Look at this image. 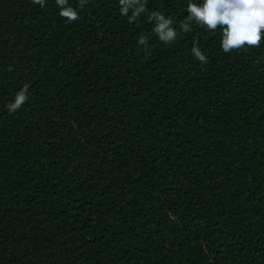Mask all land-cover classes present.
Returning <instances> with one entry per match:
<instances>
[{
  "label": "trees",
  "instance_id": "trees-1",
  "mask_svg": "<svg viewBox=\"0 0 264 264\" xmlns=\"http://www.w3.org/2000/svg\"><path fill=\"white\" fill-rule=\"evenodd\" d=\"M188 2L0 0V264H264V43L184 33Z\"/></svg>",
  "mask_w": 264,
  "mask_h": 264
},
{
  "label": "clouds",
  "instance_id": "clouds-1",
  "mask_svg": "<svg viewBox=\"0 0 264 264\" xmlns=\"http://www.w3.org/2000/svg\"><path fill=\"white\" fill-rule=\"evenodd\" d=\"M31 2L40 5L41 8L46 7V0ZM87 2L88 0H79V9L82 10ZM55 3L60 8L59 15L67 23L71 24L80 19L79 11L69 5V0H55ZM118 3L120 14L127 17L129 24L134 23L148 11V0H118ZM187 13L186 21L181 22L179 28L184 33L190 32L192 30L190 23L195 22L209 32L219 29L222 32L220 46L225 54L246 47H259L264 43V0H203L199 4L189 0ZM148 20L155 22L153 32L162 43L175 42L179 32L173 27V18L166 17L160 12H152L148 14ZM138 44L147 50L148 37L140 36ZM191 52L202 64L208 62L196 44L193 45ZM29 87V84H24L16 93L14 102L7 105L10 113L18 111L28 101Z\"/></svg>",
  "mask_w": 264,
  "mask_h": 264
}]
</instances>
